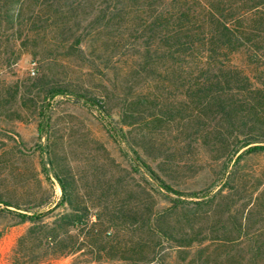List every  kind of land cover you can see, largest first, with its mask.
I'll return each mask as SVG.
<instances>
[{
	"label": "rangeland",
	"instance_id": "374dc122",
	"mask_svg": "<svg viewBox=\"0 0 264 264\" xmlns=\"http://www.w3.org/2000/svg\"><path fill=\"white\" fill-rule=\"evenodd\" d=\"M6 1L0 264H254L264 243V152L247 150L264 145V64L246 48L211 64L170 56V30L162 19L155 27L166 0H29L13 22ZM215 62L257 92L223 94L226 109L195 94ZM53 88L96 103L51 99ZM18 213H45L64 243L21 244L39 227Z\"/></svg>",
	"mask_w": 264,
	"mask_h": 264
},
{
	"label": "trees",
	"instance_id": "16d2710c",
	"mask_svg": "<svg viewBox=\"0 0 264 264\" xmlns=\"http://www.w3.org/2000/svg\"><path fill=\"white\" fill-rule=\"evenodd\" d=\"M26 1L29 0L6 1L9 21L13 22L16 18H23L18 14L19 11L16 12V8L18 6L22 8L27 3ZM42 1L46 2L47 0ZM166 2L167 12L157 11L159 18L155 20V27L158 25L156 23L162 19L163 26L170 30L165 38L171 50L170 56L179 55L183 60L210 61L211 64V61L229 62L228 53L246 48L252 58H256L264 64V0H166ZM28 20L38 21L40 16L34 14V17H30ZM261 43L263 47L258 45ZM216 62L214 64L216 72L210 67V64L205 70V73H214L211 79L201 78V82L190 87L195 94L203 98H212L214 101L219 100L221 106L226 109L221 102L223 94L238 92V94L254 95L257 92V88L238 69L228 68L223 66V63L216 64ZM60 95L74 96L73 93H68L66 89L61 88H53L48 92V97L51 99ZM74 97L78 100L92 101L83 95L77 94ZM233 105L236 104L230 102L227 107L233 110ZM43 117L44 122L41 124V128L46 125L44 114ZM114 136L116 135L114 134ZM249 141L247 139L244 142V147L250 144ZM263 152L264 145H254L247 150V153L260 154ZM141 164L164 190L174 192L148 165L143 162ZM62 189L68 199L67 188L63 184ZM18 216L22 223L28 221L39 227V229L32 228L22 238L21 244L27 240H39V242H46L56 248L64 243L65 240L62 239L58 231H52L45 225V213H18ZM89 237L97 242L112 245L109 239H101L99 234L90 232ZM98 257L101 258V256ZM263 258L264 243H256L252 261L254 264H260Z\"/></svg>",
	"mask_w": 264,
	"mask_h": 264
},
{
	"label": "built area",
	"instance_id": "2783aa9c",
	"mask_svg": "<svg viewBox=\"0 0 264 264\" xmlns=\"http://www.w3.org/2000/svg\"><path fill=\"white\" fill-rule=\"evenodd\" d=\"M32 72H33V74H35L34 67H32Z\"/></svg>",
	"mask_w": 264,
	"mask_h": 264
}]
</instances>
